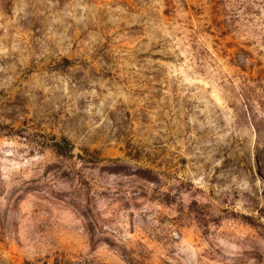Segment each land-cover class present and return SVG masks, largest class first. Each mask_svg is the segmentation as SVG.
<instances>
[{
  "label": "rangeland",
  "instance_id": "374dc122",
  "mask_svg": "<svg viewBox=\"0 0 264 264\" xmlns=\"http://www.w3.org/2000/svg\"><path fill=\"white\" fill-rule=\"evenodd\" d=\"M0 264H264V0H0Z\"/></svg>",
  "mask_w": 264,
  "mask_h": 264
}]
</instances>
